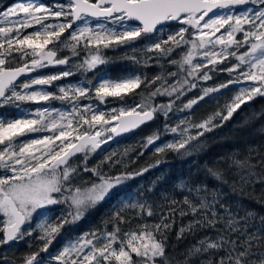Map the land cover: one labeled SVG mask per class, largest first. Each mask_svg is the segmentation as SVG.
Returning a JSON list of instances; mask_svg holds the SVG:
<instances>
[{"label": "snow or ice", "instance_id": "snow-or-ice-1", "mask_svg": "<svg viewBox=\"0 0 264 264\" xmlns=\"http://www.w3.org/2000/svg\"><path fill=\"white\" fill-rule=\"evenodd\" d=\"M119 48L128 49L122 59L131 67L117 76L99 71L112 64L106 50ZM56 66L66 70L29 75ZM153 66L157 74L143 71ZM221 73L229 79L203 86ZM77 74L83 79L57 83ZM232 88L220 104L217 97ZM193 90L199 95L178 107ZM258 97L264 0H15L0 11V109L16 110L13 117L0 113V248L29 241L21 264H264V214L244 203L264 207V140L205 162L158 200L150 195L155 182L128 188L167 152L203 150L207 134ZM206 99L216 100L215 109L196 120L192 111ZM175 113L183 115L172 125ZM262 115L253 112L240 126ZM158 116L163 132L142 144L154 146V165L110 174L127 168L125 149L88 166L102 145ZM164 134L172 139L158 144ZM113 198L116 208L100 226L53 254L65 230ZM0 264L16 260L0 254Z\"/></svg>", "mask_w": 264, "mask_h": 264}, {"label": "trees", "instance_id": "trees-1", "mask_svg": "<svg viewBox=\"0 0 264 264\" xmlns=\"http://www.w3.org/2000/svg\"><path fill=\"white\" fill-rule=\"evenodd\" d=\"M13 1L15 0H0V11ZM171 26L175 28L176 24L173 23ZM126 51H128V49L124 48L106 50L105 55L111 58L112 64L101 66L99 71L103 72L105 70H109L112 76L122 74L126 68L131 67V64L128 61L122 59ZM172 58L178 59L179 51L174 54ZM63 70H65V67L47 68L40 70L39 72L56 73ZM171 70L175 71L176 69L172 66ZM143 71L147 72L149 76H152L157 74L160 69L153 66L143 69ZM92 75V73H89L87 78L91 79ZM80 79H83V77L80 74H77L57 83L64 84ZM227 79V73H221L218 76H215L212 81H209L203 86H212L215 84H219L225 82ZM234 91L235 88L224 91L220 96L217 97L219 103L223 104L226 99L232 96ZM198 95L199 91L193 90L191 93L183 97L180 101L181 103L179 102L178 105L182 104L183 102H187V100L193 99ZM167 99V97H158L155 102L166 103ZM52 105L54 107L62 106L58 101H53ZM33 106L34 104L22 105V107H24L26 110L33 109ZM215 106L216 100L206 99L205 101L194 107L192 115L196 118V120H199L203 118V116L207 113L213 111L215 109ZM261 111H264V97H258L254 101L242 106V108L236 114H234L232 120L227 122L224 127L207 134L202 141V143L204 144L203 150L195 152L189 156L177 154L172 151L167 152L162 158V163L150 168L143 175L129 181L128 188L132 191H136L141 187L147 190L149 188H153V182H155L153 193H151L150 195H152L153 199L158 200L161 193L170 192L180 178L187 177L190 173H195L198 168L203 167L205 162H210L216 156L230 150L235 146H242L245 141L256 143L258 141L264 140V136L258 134V129L264 126V115L260 116L259 119H255L247 127L240 126L245 117L249 116L253 112L259 113ZM0 113H5L8 117H13L16 115V110L14 108H4L0 109ZM182 115L183 114L180 113L171 114L169 123L174 125L178 122V119L181 118ZM164 123L165 121L163 117L158 116L155 120L150 121L140 128L122 136L115 143L103 145L102 149L98 150V152L89 159L88 166L92 167L100 160H102L104 156L113 151L123 153L125 149H128V156L124 158V164L127 165V168H125L122 164L116 168H113L110 174L114 175L119 171H138L141 168H147L149 165H154L156 163V160L160 158L154 155V146L150 147L147 150H144L142 148V144L145 139L148 136L152 135L154 132H163ZM171 139V134H164L162 136V139L157 143L162 144ZM141 152H143L142 155L140 154ZM104 171H109V168L106 167ZM88 178V176L84 177V179ZM257 194H259V190H257ZM177 198L180 197L177 196ZM244 203H246L249 207L256 209L259 213L264 214V207H261L259 204L248 200H245ZM116 204L117 201L115 198H113L106 200L105 202L97 205L94 209L89 210L84 218H82V220L79 221L76 226H74V228L71 230V232H69L68 235H66V237H75L82 232L89 231L100 226L102 220L110 216L111 213L115 210ZM178 226L179 225H177V227ZM174 235L175 231L173 232V237ZM188 242L191 241H185L180 245V247L183 248Z\"/></svg>", "mask_w": 264, "mask_h": 264}, {"label": "flooded vegetation", "instance_id": "flooded-vegetation-1", "mask_svg": "<svg viewBox=\"0 0 264 264\" xmlns=\"http://www.w3.org/2000/svg\"><path fill=\"white\" fill-rule=\"evenodd\" d=\"M40 71V70H39ZM34 74V73H33ZM31 75V74H29ZM69 234L68 230H65V233L62 237H60L56 242H54L53 246L51 247V251L54 250L56 245H59L61 243V241H63L66 238V235ZM71 238V236H70ZM29 241H25L16 245L11 246L10 248H0V254H4L7 255L9 258L15 259L16 260V264H21L20 262V258L29 252ZM32 251L36 250V245L33 242V247L31 249Z\"/></svg>", "mask_w": 264, "mask_h": 264}, {"label": "rangeland", "instance_id": "rangeland-1", "mask_svg": "<svg viewBox=\"0 0 264 264\" xmlns=\"http://www.w3.org/2000/svg\"><path fill=\"white\" fill-rule=\"evenodd\" d=\"M15 1H13V2H11V3H9L8 5H10V4H12V3H14ZM48 2H51V0H48ZM7 5V6H8ZM2 11V10H1ZM32 29H29L28 31H31ZM233 63H235V61H232ZM171 67L172 66H168V68H167V70L168 71H173V70H171ZM65 70H66V68H65ZM49 74H53V73H44V72H37V73H34V74H31V75H49ZM25 78H21V81L20 82H23V80H24ZM228 79H229V77H228ZM73 82H75V81H73ZM235 91H236V89H235ZM234 91V92H235ZM181 103V102H180ZM184 103V102H183ZM41 105H37V104H34V106H33V109H35V108H37V107H40ZM44 106H47V105H44ZM180 106V104L178 105V107ZM7 108V107H6ZM33 136H35V135H37V134H32ZM76 237V236H75ZM75 237H71V238H65L63 241H61V243L59 244V245H56L55 246V248H54V250H52V252H53V254H55L56 252H57V250H59L61 247H62V245L64 244V243H66V241L68 240V239H73V238H75Z\"/></svg>", "mask_w": 264, "mask_h": 264}, {"label": "water", "instance_id": "water-1", "mask_svg": "<svg viewBox=\"0 0 264 264\" xmlns=\"http://www.w3.org/2000/svg\"><path fill=\"white\" fill-rule=\"evenodd\" d=\"M63 67H65V66H56V67H49V68H63ZM47 69V68H46ZM43 70V69H42ZM127 134V133H126ZM126 134H124V135H126ZM124 135H122V136H124ZM122 136H120V137H116V138H114V140H112V141H110V142H108L107 144H111V143H115L119 138H121ZM103 146V145H102Z\"/></svg>", "mask_w": 264, "mask_h": 264}]
</instances>
